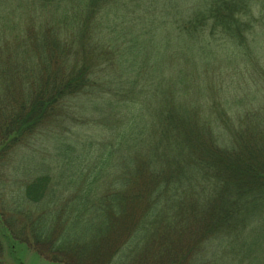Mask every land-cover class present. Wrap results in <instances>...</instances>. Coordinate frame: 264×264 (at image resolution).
Here are the masks:
<instances>
[{"label": "trees", "instance_id": "obj_1", "mask_svg": "<svg viewBox=\"0 0 264 264\" xmlns=\"http://www.w3.org/2000/svg\"><path fill=\"white\" fill-rule=\"evenodd\" d=\"M162 2L0 0V264L5 244L16 264L18 246L57 264H264V104L237 88L260 62H189L151 109L137 95L146 66L126 54L159 36L157 20L130 21L142 6L170 10L191 47L224 39L262 61L264 0ZM71 122L110 132L74 147L86 166L61 145L58 165L9 174L46 127Z\"/></svg>", "mask_w": 264, "mask_h": 264}, {"label": "rangeland", "instance_id": "obj_2", "mask_svg": "<svg viewBox=\"0 0 264 264\" xmlns=\"http://www.w3.org/2000/svg\"><path fill=\"white\" fill-rule=\"evenodd\" d=\"M187 2L188 0H163L162 3L165 5L169 3L171 6L178 9H182L187 6L188 9V5H186ZM134 5H137V3L131 4V6ZM131 9L138 10L129 15L130 21H134L133 24H135L136 21V25H140V21H146L147 18L157 20V23L155 24V26H158L157 31L155 29L152 30V33H159V36L156 35L157 39L155 40V44L153 42L147 43L145 35H142L139 36V39L141 40L143 47L141 46V43L138 42L136 44V49L138 51H135L134 48H132V51H126V54L128 55V62H139V64L146 66L144 75L147 80H144L143 83L141 82V85L144 84V88H138L137 95L140 93L141 97H145L144 99H146V102L151 109L156 107L161 95H163V93L167 91L166 89H168L175 79H177L179 71L182 69L187 70L189 62H238L239 60L243 62H260L253 66H247L246 77L248 79L246 81H240L237 84V88L238 91L241 92L240 94L248 96L250 99L256 96L257 104H264V77L259 73V66L264 71V52L261 54L262 61L257 59H251V61H249L247 58L244 60L235 58V55H232V53L228 50L221 48L224 46H230V43L226 42L227 40L224 39L223 41L220 39L218 40L221 42V47L205 46V48H200V50H202L201 52L199 48L191 47L186 41L184 42L178 36H175L177 34V28L174 30V25L172 26L170 24L171 20H173L172 14L170 13V15H167L168 11L171 12L170 10L154 8L152 12H147L142 6L140 9H135L134 7ZM256 16L258 19L264 18L261 13L258 15L256 14ZM139 18L142 19L139 21L137 20ZM161 20L165 22L163 27L158 24ZM262 23H264V19L262 20ZM142 24L144 25L145 23L143 22ZM256 31L259 33L258 37L260 36V42L263 41L261 47L262 49L264 47V39L261 37L262 30L257 29ZM123 32H126L127 34L128 30L125 29ZM131 33L134 37L133 44H135L137 42L136 38L139 32L138 30H135L134 33ZM217 37L219 38V36ZM247 38L250 40L252 36L248 35ZM141 50L142 53L140 54L139 51ZM136 52H138V54H136ZM206 55L209 56L208 59L205 57ZM116 57L118 58V55ZM118 60L120 61V59ZM116 72L117 74L111 70V74L113 76H117L122 72V68L118 65ZM148 72H150V77L148 76ZM72 101L73 99L69 100V103ZM77 105L80 112L86 110L85 107L87 104L84 101L77 102ZM84 119L86 118L83 117L78 122H81ZM45 134L46 139L43 138ZM41 135L42 136L34 139L35 141L31 146L27 145L24 148L26 149L25 152H19L12 157L11 161L13 163L9 170L10 175L15 177H31L36 171H39L44 167H53L58 165L60 157L58 156L59 159L57 158V148L62 146V149L65 147L69 150L68 154L77 162L85 159L83 164L86 166L89 160L87 157L85 158V156L77 159L75 157L74 147L77 146V143H86L88 146L92 142L102 141L106 138V136H110V132L99 127H94L93 125H80L76 122H71L64 125L52 123L46 127L43 132H41ZM54 172L55 171H50L49 173L53 174ZM5 174L8 175V173ZM15 254L16 256L21 257L23 264H57L50 262L44 256L36 254L32 248L25 246H18ZM5 258L9 264H16V260H14V257L11 256V252L7 244H5Z\"/></svg>", "mask_w": 264, "mask_h": 264}]
</instances>
